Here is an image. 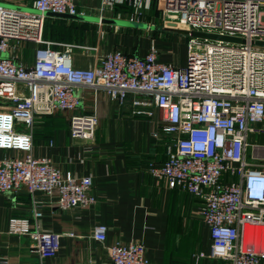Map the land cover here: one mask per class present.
Here are the masks:
<instances>
[{
	"label": "built area",
	"instance_id": "built-area-1",
	"mask_svg": "<svg viewBox=\"0 0 264 264\" xmlns=\"http://www.w3.org/2000/svg\"><path fill=\"white\" fill-rule=\"evenodd\" d=\"M126 1L134 9L128 21L141 24L152 0ZM157 2L166 25L243 42L191 37L184 68L161 62L152 48L144 58L113 51L82 69L73 64L72 46L54 50L44 40L48 13L85 16L76 0H34L35 13L0 4V100L13 106L0 114V139L5 147L28 152L24 158L0 160V194L22 187L30 194L57 193V208L63 212L95 205L91 177L64 178L51 159L31 154V129L37 117L64 112L70 138L92 141L98 117L95 110L77 113L78 90H102L119 105L133 94L139 97L133 102L135 113L153 116L154 108L162 132L172 137L167 161L151 165L150 174L202 201L210 257L224 264H264V146L250 143L252 135H264V47L256 45L264 42V0ZM20 42L37 45L33 65L4 57ZM16 123L30 134L14 132ZM34 204L31 219L11 220L9 233L28 236L41 258H54L56 243L37 226L42 210ZM107 230L97 225L94 239L106 242ZM109 252L112 264H147L142 243L118 242Z\"/></svg>",
	"mask_w": 264,
	"mask_h": 264
},
{
	"label": "crops",
	"instance_id": "crops-1",
	"mask_svg": "<svg viewBox=\"0 0 264 264\" xmlns=\"http://www.w3.org/2000/svg\"><path fill=\"white\" fill-rule=\"evenodd\" d=\"M33 1L19 0L18 4L31 6ZM76 2L85 12L84 17L94 16L101 21L129 20L134 12L126 0ZM142 20L137 27H126L47 16L44 40L54 50L72 46L73 64L82 69L94 67L98 59L113 51L144 58L152 48L159 52L161 62L176 68L186 67L188 49L185 61L179 62L174 41L168 34L184 29L176 24L166 25L157 0H152L149 9L143 11ZM36 48L33 43H13L4 57L31 66ZM75 50L81 53L76 58ZM77 95L81 99L77 113L92 114L95 110L98 117L94 140H72L69 114L56 112L34 121L31 154L51 159L64 178L91 177L96 204L63 212L57 208V193L30 194L22 187L16 192L0 194V264L84 261L112 264L109 247L118 242L142 243L147 264H224L210 257V230L200 217L202 201L187 192L170 189L165 180L150 174L151 165L160 166L167 161L168 148L172 146V137L162 132L160 114L154 108H151L153 116L136 114L133 102L139 97L133 94L123 105L112 101L102 90L80 88ZM12 108L0 100V114ZM142 109L150 110L139 107ZM13 131L30 134L21 123H16ZM27 154L24 150L5 147V141L0 139V160L24 158ZM34 203L42 210L37 226L52 235L56 243L54 258H41L28 236L9 233L11 220L31 219ZM31 222L34 226V221ZM97 225L108 229L104 243L94 239ZM197 255H200L198 260Z\"/></svg>",
	"mask_w": 264,
	"mask_h": 264
},
{
	"label": "rangeland",
	"instance_id": "rangeland-1",
	"mask_svg": "<svg viewBox=\"0 0 264 264\" xmlns=\"http://www.w3.org/2000/svg\"><path fill=\"white\" fill-rule=\"evenodd\" d=\"M1 5L9 8L19 9L25 12L35 13L36 11L31 8V6H21L19 4L7 3V2H0ZM83 10V9H80ZM92 20L89 22H96L98 17L91 16ZM120 26L131 27L128 20H118ZM134 26V25H133ZM134 27H137L136 25ZM168 34L172 37L174 41V46L176 50V57L179 62H184L186 58V49H188V40H190L191 36L180 34L178 32H168ZM81 53L79 50H75V58L79 56ZM250 143L256 144L258 146H264V135H254L250 137ZM251 163H254L253 159H249ZM256 161V160H255Z\"/></svg>",
	"mask_w": 264,
	"mask_h": 264
},
{
	"label": "water",
	"instance_id": "water-1",
	"mask_svg": "<svg viewBox=\"0 0 264 264\" xmlns=\"http://www.w3.org/2000/svg\"><path fill=\"white\" fill-rule=\"evenodd\" d=\"M47 16H54V17H64V18H68V19H82L84 21H90L92 20V18L90 17H84V16H71V15H64V14H55V13H48ZM96 22H99L101 20H95ZM102 23H110V24H117L119 25V21L118 20H102ZM131 27L136 24H133L131 22H129ZM133 26V27H134ZM180 34H185V35H189L191 37H195V38H206V39H219V40H225V41H236V42H243V40H239V39H234V38H227V37H220V36H216V35H211V34H205V33H198V32H190V31H184L181 30L179 31ZM256 45L264 47V42H256Z\"/></svg>",
	"mask_w": 264,
	"mask_h": 264
}]
</instances>
